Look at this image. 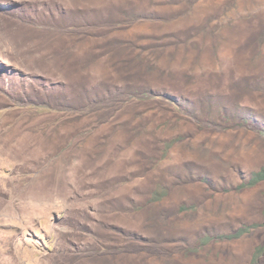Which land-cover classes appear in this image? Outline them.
Masks as SVG:
<instances>
[{
  "label": "rangeland",
  "instance_id": "rangeland-1",
  "mask_svg": "<svg viewBox=\"0 0 264 264\" xmlns=\"http://www.w3.org/2000/svg\"><path fill=\"white\" fill-rule=\"evenodd\" d=\"M30 100L116 113L71 188L23 185L38 154L0 134V264H253L264 183L236 188L264 166V0H0V126Z\"/></svg>",
  "mask_w": 264,
  "mask_h": 264
},
{
  "label": "trees",
  "instance_id": "trees-1",
  "mask_svg": "<svg viewBox=\"0 0 264 264\" xmlns=\"http://www.w3.org/2000/svg\"><path fill=\"white\" fill-rule=\"evenodd\" d=\"M128 95H131L129 93ZM38 97V94H33ZM33 107L20 112L9 122L0 126L1 135L29 136V147L36 151L38 157L31 161L21 176L23 185L29 183L55 182L57 187L71 188V177L82 166V159L88 155H94V138L98 131L106 126L114 117L116 111L111 110L110 105L94 104L84 106H72L67 104H51L39 100H30ZM102 105V106H100ZM233 126L258 127L249 118L240 117ZM260 131L264 124L259 125ZM264 183V166L259 171L253 172L249 180L236 188L238 194L250 192ZM168 191H155L150 203H157ZM256 225H243L231 234L220 237L221 241L238 240L256 228ZM264 235V234H263ZM215 237H204L190 250H186V256L196 255ZM223 239V240H222ZM253 264H264V239L257 246L253 254Z\"/></svg>",
  "mask_w": 264,
  "mask_h": 264
}]
</instances>
